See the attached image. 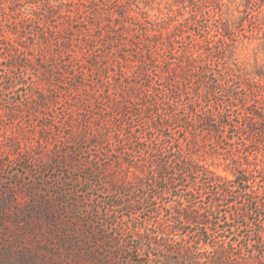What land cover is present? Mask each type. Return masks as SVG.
Listing matches in <instances>:
<instances>
[{
  "label": "rangeland",
  "instance_id": "obj_1",
  "mask_svg": "<svg viewBox=\"0 0 264 264\" xmlns=\"http://www.w3.org/2000/svg\"><path fill=\"white\" fill-rule=\"evenodd\" d=\"M180 25L213 50L143 49ZM40 26L63 30L44 50ZM1 33L0 264H264V0H4ZM183 52L219 84L184 92L169 139L144 123L167 95L150 116L144 87ZM190 103L210 129L185 127ZM189 151L215 175L182 170Z\"/></svg>",
  "mask_w": 264,
  "mask_h": 264
},
{
  "label": "trees",
  "instance_id": "obj_2",
  "mask_svg": "<svg viewBox=\"0 0 264 264\" xmlns=\"http://www.w3.org/2000/svg\"><path fill=\"white\" fill-rule=\"evenodd\" d=\"M1 2L4 0H0ZM197 14L198 10L194 9L190 13V19L193 16V21L197 20ZM195 18V19H194ZM182 25L178 26V30L176 28V31L173 32H168L169 34H166V32H163L161 29H153L148 31L146 29L144 32H140L141 37H145V44H141L143 46L144 50H192L190 44L195 43L200 46L199 44L205 42V50H213V37L216 35L211 33V30L204 31V33H201V31L194 33L192 29L186 30L181 27ZM56 27V26H54ZM185 27V26H184ZM221 38L225 39V36L228 35V27L226 25H221ZM42 28L41 30V37L44 39V44L41 46L40 42H35L34 44L39 45L40 50H44L45 47L50 44L51 39L57 38L60 34H62L63 30L62 29H45L43 26H40ZM186 31V32H185ZM185 33H189L188 35L189 41L183 39V35ZM35 34L33 33V39H35ZM195 36L194 39H192V36ZM37 37L39 35H36ZM36 37V39H37ZM140 37V39H141ZM203 37V38H201ZM6 39L5 35L3 33L0 34V40ZM192 39V40H191ZM142 42V41H141ZM32 44V45H34ZM201 44V45H202ZM1 47V46H0ZM7 47V46H5ZM8 47L10 50H25L28 49V46L25 44H16L15 42H12L11 40H8ZM35 47V46H34ZM201 48V47H200ZM140 49V46H139ZM193 54H185V52L180 53L178 57L175 58V61L172 62L169 67L167 68V71H164L166 73L167 78L165 79V83L163 84L162 88L160 91L152 86H150L148 83L145 84L144 88H150L154 93H156L155 96L158 95V100L150 98V102L148 103H143L145 110L147 113H150V116H154L155 114L153 110V106L157 103L158 105L164 104V101L161 100L159 97L160 95L157 92H162L167 95L165 99L169 102V104L166 106L168 109H164L160 111V114H158L160 120L157 118V113L154 117H148L145 115L144 117V123L146 124V127L149 128V130H161L163 131L162 134H164V137H168L169 139L174 137L173 129L177 128L178 126L183 127V124H181L178 116L174 114V110L177 106V102H179L180 98L183 96L184 92L186 91L189 95L192 94H198L202 88L205 86L206 83L211 84L212 86H216L219 84L218 81L214 80L212 82L209 81L210 77L213 75H217L216 70L212 69L211 63H209V60H202L199 61L196 59ZM209 85V89L215 88ZM137 94V93H136ZM146 95V94H145ZM151 97L149 94L146 95V97ZM148 99H146L147 101ZM166 104V103H165ZM152 105V106H151ZM196 104L190 103L189 108L187 109V114L190 116V118L187 120V125L185 127L190 131H200L204 130L206 128L210 129V123L213 120V115L207 114V112H204L201 109H198ZM170 106V107H169ZM248 110V108H246ZM251 121H255L256 118V113L252 109L248 115H247ZM259 117H262L260 114L258 115ZM264 119V117H263ZM224 126V124H223ZM253 127V124H252ZM255 130V127H253ZM152 130V131H153ZM166 132V133H165ZM107 136V131L104 132ZM99 135V132L94 134V136ZM85 137V136H84ZM102 137V136H101ZM101 137L100 139H95L93 140V143L96 144H101ZM138 137V138H137ZM136 140L139 141L142 139V136H137ZM144 141V140H143ZM147 141V140H146ZM157 141V140H156ZM112 142V141H111ZM160 150V148H159ZM162 150V149H161ZM187 150V149H186ZM163 151V150H162ZM179 152H184V150H177ZM188 151V150H187ZM191 151L188 153L190 154ZM183 157L181 159L180 166L183 169H187L188 171H191L196 173V174H202L206 176H214L215 174L212 173L210 170H208L203 164L200 163L199 160L195 159V157L190 154L184 153ZM154 159H159V165H158V172L157 175L160 177L165 176L167 172V164L161 159V156H156ZM167 165V166H165ZM142 173H145L143 169H140ZM146 175H149L148 172ZM244 182L252 184L253 181L251 178L244 179ZM120 189H125L124 187H121ZM246 191L249 192H254L253 190V185L252 188L246 187ZM257 191V190H256ZM185 218L188 217V214L186 213L184 215Z\"/></svg>",
  "mask_w": 264,
  "mask_h": 264
}]
</instances>
